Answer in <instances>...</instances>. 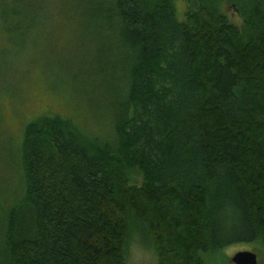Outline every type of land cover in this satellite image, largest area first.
I'll list each match as a JSON object with an SVG mask.
<instances>
[{"label":"trees","instance_id":"1","mask_svg":"<svg viewBox=\"0 0 264 264\" xmlns=\"http://www.w3.org/2000/svg\"><path fill=\"white\" fill-rule=\"evenodd\" d=\"M227 1L240 29L195 0L189 35L172 0H67L89 40L71 82L83 118L25 125L18 194L0 198V264H125L136 236L158 239L162 264L264 244V0ZM236 149L251 160L230 161ZM177 227L179 251L164 246Z\"/></svg>","mask_w":264,"mask_h":264},{"label":"rangeland","instance_id":"2","mask_svg":"<svg viewBox=\"0 0 264 264\" xmlns=\"http://www.w3.org/2000/svg\"><path fill=\"white\" fill-rule=\"evenodd\" d=\"M194 1L172 0L176 20L185 26L190 24ZM215 2L226 19L240 29L242 17L235 6L227 0ZM31 5L33 14L27 18L3 15L4 9ZM67 14V0H0V198L7 200L4 204H9L18 194L15 175L20 177L21 167L16 165V160L25 125L45 113L70 115L78 123L83 118L84 98L73 89L71 82L77 81L74 73L89 64L84 53L89 40L80 35L77 20ZM192 28H186L189 35L194 33ZM211 121L216 122L213 115H210ZM222 139L217 138L219 142ZM228 155L230 161H240L241 165L251 160L241 159L237 149L233 153L228 151ZM134 182H141L140 174L134 176ZM183 228H175L176 234L167 238L170 240L164 246L181 250L179 244L186 241L187 235ZM142 239L138 236L130 239L125 264H162L158 239L153 236ZM241 251L254 253L257 264H264V244L258 242L233 244L203 258L205 264H233L231 258ZM174 261V256L164 257L166 264ZM176 263L186 264L182 260Z\"/></svg>","mask_w":264,"mask_h":264},{"label":"water","instance_id":"3","mask_svg":"<svg viewBox=\"0 0 264 264\" xmlns=\"http://www.w3.org/2000/svg\"><path fill=\"white\" fill-rule=\"evenodd\" d=\"M233 264H257V256L250 251L237 252L231 258Z\"/></svg>","mask_w":264,"mask_h":264}]
</instances>
